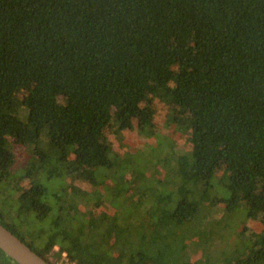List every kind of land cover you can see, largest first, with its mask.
<instances>
[{
	"label": "trees",
	"instance_id": "trees-1",
	"mask_svg": "<svg viewBox=\"0 0 264 264\" xmlns=\"http://www.w3.org/2000/svg\"><path fill=\"white\" fill-rule=\"evenodd\" d=\"M156 101L192 145L160 158L173 191L138 183L127 213L112 201L114 214L93 215L37 183L47 172L122 173L108 131L152 133ZM16 143L41 152L13 181L18 205L5 217L0 204V223L52 264L64 253L75 264H264V0H0L6 181ZM214 179L231 192L227 209L263 228L243 251L194 258ZM114 193L123 195L120 184ZM54 209L35 233L30 219L43 223ZM0 264L19 263L0 248Z\"/></svg>",
	"mask_w": 264,
	"mask_h": 264
},
{
	"label": "rangeland",
	"instance_id": "rangeland-1",
	"mask_svg": "<svg viewBox=\"0 0 264 264\" xmlns=\"http://www.w3.org/2000/svg\"><path fill=\"white\" fill-rule=\"evenodd\" d=\"M23 94L24 92L21 91L18 95L21 97ZM154 104L157 110V119L156 128L152 133L146 134L135 129L120 131L116 127L108 131L115 149L124 158L125 169L122 173L99 167L95 171H87L85 175L78 179H72L66 175L50 176L47 172L39 176L37 183L47 186L55 196L58 193H65L67 199L63 203H68L72 199L76 200L82 211L93 215H100L103 212L114 214L117 209L112 201L119 209L120 207L123 208L121 203L127 201L129 203L131 196L136 195L134 186L138 183L155 187L149 193L173 191L174 185L170 183L172 171L160 163V158L164 157L166 152L171 150V147L186 152L192 148V145L191 141L186 136H182L173 123L168 122L166 117L169 112L168 106L159 101ZM14 148L17 161L12 174L8 181L0 177V204L4 209L3 215L5 217L11 210H15L18 205L15 198L19 192L13 187L16 185L13 181H17L21 174L30 171L29 167H33L31 164L36 163L35 157L41 152L37 151L34 157L33 153H29L30 148L23 144L16 143ZM72 151L73 147L70 149V152ZM37 170L34 167L32 174ZM222 172L223 170L219 174H222ZM118 175L119 177H117ZM20 183L22 186L29 187L33 183V178L26 174L20 178ZM119 184L124 193L120 197L121 199L118 197L116 199L114 198V192ZM230 196L231 192L223 187L217 179H214L208 197H206L204 227L200 231L201 237L193 252L194 258L203 256L204 249H207L214 258H223L236 250L243 251L247 245L251 244V232L262 231L263 226L261 223L249 219L242 208L227 209L226 203L221 198L228 199ZM123 204H125L123 212L127 213L129 208L126 203ZM143 213L146 214V212ZM57 214L58 211L54 209L43 223L36 218H31L32 224L30 227L35 233H42V228L46 227ZM128 215H131V213H128ZM51 259L54 260L52 257ZM62 261L63 259L60 260L61 263H63Z\"/></svg>",
	"mask_w": 264,
	"mask_h": 264
},
{
	"label": "water",
	"instance_id": "water-1",
	"mask_svg": "<svg viewBox=\"0 0 264 264\" xmlns=\"http://www.w3.org/2000/svg\"><path fill=\"white\" fill-rule=\"evenodd\" d=\"M0 248L19 264H52L1 223Z\"/></svg>",
	"mask_w": 264,
	"mask_h": 264
},
{
	"label": "built area",
	"instance_id": "built-area-1",
	"mask_svg": "<svg viewBox=\"0 0 264 264\" xmlns=\"http://www.w3.org/2000/svg\"><path fill=\"white\" fill-rule=\"evenodd\" d=\"M63 263L59 262V264H75L73 262H71L68 258H67V255L66 253H64V258H63Z\"/></svg>",
	"mask_w": 264,
	"mask_h": 264
}]
</instances>
